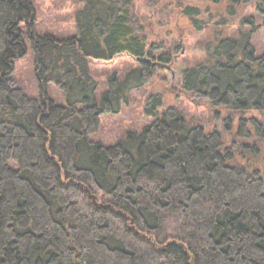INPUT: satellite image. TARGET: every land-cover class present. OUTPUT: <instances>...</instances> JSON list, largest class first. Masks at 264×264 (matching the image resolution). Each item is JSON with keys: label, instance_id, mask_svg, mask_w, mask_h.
Here are the masks:
<instances>
[{"label": "trees", "instance_id": "trees-1", "mask_svg": "<svg viewBox=\"0 0 264 264\" xmlns=\"http://www.w3.org/2000/svg\"><path fill=\"white\" fill-rule=\"evenodd\" d=\"M226 1L217 20L207 8L181 11L196 31L218 28L180 85L206 99L219 124L191 123L153 94L143 106L149 123L105 145L93 135L101 116L117 113L171 49L155 54L133 0H86L65 38L35 30L29 0H0V264H264V168L255 162L264 151V51L251 30L218 36L239 5ZM27 48L36 96L11 78ZM123 54L137 67L111 75L97 98L89 60ZM243 138L250 146L241 148Z\"/></svg>", "mask_w": 264, "mask_h": 264}, {"label": "rangeland", "instance_id": "rangeland-1", "mask_svg": "<svg viewBox=\"0 0 264 264\" xmlns=\"http://www.w3.org/2000/svg\"><path fill=\"white\" fill-rule=\"evenodd\" d=\"M29 1L33 8L35 30L41 35L48 33L58 38H65L74 34L76 12L84 6L86 0ZM228 4L226 0H133L134 12L145 24L150 43L156 48L163 44L162 51L171 49L170 62L159 67L146 84L141 87L136 86L131 91L127 90V100L122 102L117 113L101 116L99 126L93 134L94 139L109 145L123 138L126 132H140L150 121L143 113V106L147 98L153 94L162 96L165 108L172 106L181 110L191 123H206L205 125L209 124L210 127L219 124V119L216 120L208 101L199 95L185 93L180 85L184 72L203 57L204 41L216 36L218 28L211 25L208 29L196 31L187 18L181 15V11L188 5L198 7L201 12L207 8L217 20L219 16L225 15ZM231 9L236 12V18L232 20L231 25L223 28L222 34L218 36L234 37L239 32L251 30V43L256 52L264 51V32L256 25L260 23V17L257 16L255 0H251L250 5L246 7L241 3L233 5ZM249 16H252L253 20L255 18V24L240 23L241 19ZM201 18L206 17L202 15ZM160 48L158 51L155 50V54ZM34 57L31 49L27 48L24 56L14 60L11 73L14 83L28 96L38 94ZM89 67L92 77L97 82L96 96L99 98L106 90L111 75H116L119 80L124 79L126 74L137 67V62L123 54L111 60L91 59ZM128 81L130 84H135L132 77L128 78ZM47 88L50 98L60 102L61 91L53 84H49ZM251 140V138L241 139V148L250 146ZM258 149L255 162L257 166L264 168V151L263 148L258 147Z\"/></svg>", "mask_w": 264, "mask_h": 264}, {"label": "flooded vegetation", "instance_id": "flooded-vegetation-1", "mask_svg": "<svg viewBox=\"0 0 264 264\" xmlns=\"http://www.w3.org/2000/svg\"><path fill=\"white\" fill-rule=\"evenodd\" d=\"M259 1L260 0H256L255 1V9H256V12H257V16L258 17H260V20H261V17L263 16V14H264V9H263V5H262V3H259ZM238 2H239V4H241L240 3V0H238ZM261 2V1H260ZM252 18V17H251ZM254 20H255V18H254ZM253 20V18H252V20L250 21V20H246L245 21V19H241L240 20V23H242V24H255V21ZM248 22V23H247ZM256 25H258V27H260V23H258V24H256Z\"/></svg>", "mask_w": 264, "mask_h": 264}]
</instances>
